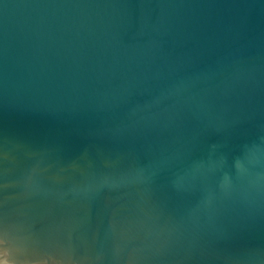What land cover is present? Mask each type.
<instances>
[{"label": "water", "instance_id": "1", "mask_svg": "<svg viewBox=\"0 0 264 264\" xmlns=\"http://www.w3.org/2000/svg\"><path fill=\"white\" fill-rule=\"evenodd\" d=\"M0 264H264V0H0Z\"/></svg>", "mask_w": 264, "mask_h": 264}]
</instances>
